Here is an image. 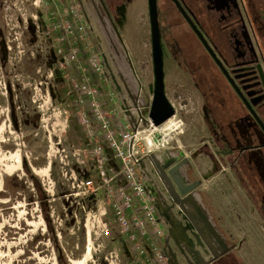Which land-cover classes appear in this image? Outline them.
<instances>
[{"label": "rangeland", "instance_id": "rangeland-1", "mask_svg": "<svg viewBox=\"0 0 264 264\" xmlns=\"http://www.w3.org/2000/svg\"><path fill=\"white\" fill-rule=\"evenodd\" d=\"M120 12L128 14L119 24L122 43L112 35L111 26L115 22L118 27ZM149 19L147 0H135L129 8L120 4L119 9L103 0H0V44L8 61L3 67L0 52V264H62L60 253L64 264H264V148H255L264 144V138L258 134L245 140L248 147L242 153L214 133L193 134L195 125L201 127L200 109L210 121L225 113L227 126L234 115L239 124L236 116H242L244 107L238 94L227 88L214 89L217 93L202 108L191 92L174 98L176 76L171 67L166 84L177 110L171 118L177 129L163 135L160 126L150 124L155 76ZM69 24L75 31L67 37ZM74 50L79 57L71 59ZM84 75L115 129L140 130L143 138L154 137L161 145L149 156L158 155L164 162L169 156L167 161L174 159L164 167L168 174L184 159L189 161L187 174L203 177L196 185L202 184L205 215L198 220L194 216L193 221L202 227L211 225L221 235L200 244L193 239L194 228L179 226L173 232L156 205L159 224L141 229L142 242H128L121 234L110 199V195L117 198L124 183L123 176H114L120 172L119 163L108 151L106 170L113 180L106 182L96 169L93 140L79 121L80 110L90 101L72 91V79L84 82ZM218 97L223 99L217 101ZM93 127L102 139L95 120ZM140 145L147 150L144 141ZM114 160L118 169L110 164ZM26 163L46 189L50 223L40 204L29 201L37 190ZM143 172L149 173L137 170L140 178ZM214 197H219L220 208ZM193 206L184 208L196 212ZM133 210L144 217L142 210ZM203 249L209 253L205 259L192 258V253Z\"/></svg>", "mask_w": 264, "mask_h": 264}, {"label": "flooded vegetation", "instance_id": "flooded-vegetation-1", "mask_svg": "<svg viewBox=\"0 0 264 264\" xmlns=\"http://www.w3.org/2000/svg\"><path fill=\"white\" fill-rule=\"evenodd\" d=\"M103 1L108 7L118 9L120 4L129 8L131 3L135 2V0ZM147 2L149 9V0ZM157 10L167 98L173 105L166 84L169 67L172 68V75L176 76L173 82L174 98L182 99L191 92L199 97L202 108L204 102L213 96L212 93H217L213 91L214 89L219 91L221 88H227L237 93L244 107L242 116H236L239 124H236L234 115L233 120L224 126L223 123L229 119L225 113L210 121L200 109L201 127L195 125L193 134L201 136L206 132L210 135L214 133L213 136L216 135L218 140L230 149H242L243 153L248 147L244 145L245 140L254 139L258 134L264 138V0H157ZM120 14L122 18L117 21L118 27L115 22H111V26L114 27L112 35L122 43V30L119 24L128 14L124 15L121 12ZM109 16L112 18L110 12ZM149 34L153 56L150 19ZM201 90L207 91L204 94ZM222 99L218 97L217 101ZM185 100L189 99H183ZM175 111L177 113L176 109ZM202 147L208 146L204 144ZM255 148H264V144ZM148 159L150 167L147 176L151 179L150 191L156 200L157 208L165 213L171 223V229L173 226L195 228L194 214L191 211L189 213L184 207L193 203L196 205L193 207L201 211L194 194L202 196V192H199L202 191V184L196 185V182L201 181L203 177L194 179L196 177L194 172L193 178L187 174L185 168L189 161L184 159L178 161L172 168L175 169V177H171L164 168L174 159L168 161L165 159L164 162L158 155L150 156ZM182 189L190 191L183 195ZM175 221L182 223L178 224ZM198 234L193 239L200 243L203 238Z\"/></svg>", "mask_w": 264, "mask_h": 264}, {"label": "built area", "instance_id": "built-area-1", "mask_svg": "<svg viewBox=\"0 0 264 264\" xmlns=\"http://www.w3.org/2000/svg\"><path fill=\"white\" fill-rule=\"evenodd\" d=\"M65 30V34L68 37L70 33L75 31V28L73 29V25L69 24L68 28H65ZM76 30L80 33L79 27L76 28ZM72 52L73 56H71V59L79 57L77 50ZM95 62L99 64V62ZM100 70L101 68L96 72ZM84 79H86V81L79 82L73 78L71 85L72 91L75 90L80 92V94L86 96L90 101V106L88 108L83 106L80 110L79 121L86 129L88 136L93 140L94 148H92L91 151L96 159V169L106 182L113 180L112 177L108 178L111 173L106 170L110 161L108 151H112L113 158L119 163L120 170V172L114 176H123L120 178L124 183L119 185L120 188L117 192V198L110 195V199L113 202L112 207L114 210L115 223L119 226L121 234L126 236L128 242L129 240H140L142 242L143 238L141 234L144 235V233L141 229L145 228L146 224L154 226L159 224L156 212L157 208L152 201L151 191L141 180L142 176L140 178V174L137 173V170H141L142 162L150 157L149 155L154 151V148H157L156 142L154 141L155 139H153L154 137L150 140L148 138H143L140 130L132 131L129 128L125 130L115 129L110 119V114L101 106L102 103L96 96L97 92L91 86L86 75H84ZM78 102L83 103L81 96H79ZM94 120L101 128L103 133L102 139H99V131L93 127ZM141 141L145 142L147 150L141 149ZM87 185L91 186L92 181H88ZM134 198L138 200V204L135 203L136 200ZM133 209H137L138 211L142 210V212H144V217L139 218ZM106 234L110 235L109 230L106 231ZM136 249H139V247ZM159 258H161V256H159Z\"/></svg>", "mask_w": 264, "mask_h": 264}, {"label": "water", "instance_id": "water-1", "mask_svg": "<svg viewBox=\"0 0 264 264\" xmlns=\"http://www.w3.org/2000/svg\"><path fill=\"white\" fill-rule=\"evenodd\" d=\"M149 14L152 25L153 65L155 76L153 98L151 102L149 118L153 125L161 126L162 124L170 120L172 117H174L176 111L169 99L167 98L165 92L164 59L159 31L157 0H149ZM174 172L175 169L170 170L169 175L171 177H175ZM178 184L180 187H182L179 182ZM189 191V189H182L181 193L185 195Z\"/></svg>", "mask_w": 264, "mask_h": 264}, {"label": "crops", "instance_id": "crops-1", "mask_svg": "<svg viewBox=\"0 0 264 264\" xmlns=\"http://www.w3.org/2000/svg\"><path fill=\"white\" fill-rule=\"evenodd\" d=\"M122 89H124V88H122ZM138 95H139V90H138ZM153 98V97H152ZM119 101H122V99H121V97L118 99ZM112 105V104H111ZM114 106H115V103H114ZM99 134H101L100 132H99ZM149 159H147V160H144L143 162H142V165H141V170H144V171H147L148 169H149V166H148V161ZM114 166V165H113ZM114 167H116V168H118L117 166H114ZM147 172H143L142 173V179L144 180V183L147 185V187H148V189H150V186H151V182H150V180L151 179H149V177L147 176ZM147 178L149 179V180H147ZM151 197H152V201H153V203L155 204V198H153V196H152V194H151ZM199 197V198H198ZM198 197H197V199H196V201H197V204H198V207H200V209H201V211H197V209L195 208V207H193L195 210H196V212L193 210V211H191V213H193L194 214V216L197 218V220L198 219H201L204 215H205V211L203 210V208H202V204H201V202H202V199L200 198V195H198ZM203 197H205V196H203ZM217 198H219V197H217ZM217 198L216 197H214L213 198V200H214V202H216V204L218 205L219 204V202H218V200H217ZM220 198H226V196L225 195H222V196H220ZM156 205V204H155ZM219 206V205H218ZM219 208H220V206H219ZM159 212L160 213H162V210L160 209L159 210ZM215 218H217L216 216H214ZM213 216H212V218H213V220L215 221L216 219L214 218ZM209 220V219H208ZM175 222H177V221H175ZM174 222V223H175ZM178 223V222H177ZM180 223H182V222H179L178 224H180ZM179 227V226H178ZM177 229H179V228H175L174 226H173V232H175ZM195 232H196V234L197 233H199L198 234V236H200L201 238H203L202 239V242L200 241V244H205L206 243V241H208L207 239H209L210 241H211V239L212 238H214L216 235H221L219 232L218 233H215L214 231H212L211 230V225H208V226H201V224L200 223H196V225H195ZM216 231H218V230H216ZM164 240V239H163ZM163 240L161 241L162 243H163ZM208 243H210V242H208ZM173 244H175V242H173ZM219 250L218 249H216V252H218ZM199 253H192V258L193 259H199V260H203V259H205V257L209 254V253H207L206 252V250L205 249H203V250H199L198 251ZM211 254H213V253H211ZM152 256H153V254H152Z\"/></svg>", "mask_w": 264, "mask_h": 264}, {"label": "trees", "instance_id": "trees-1", "mask_svg": "<svg viewBox=\"0 0 264 264\" xmlns=\"http://www.w3.org/2000/svg\"><path fill=\"white\" fill-rule=\"evenodd\" d=\"M0 52H1L2 57H3V60H2L3 67H6L8 65V61H7V58H6V55H5V47H3L1 44H0ZM55 73H57V72H55ZM58 73H57V76L60 75ZM13 121L15 122V126L18 127L19 126L18 118L15 116V114H14ZM24 123H25V120H24ZM24 127H26V128L28 127L27 122L24 124ZM116 163L117 162H115V160H114V162H110L111 166H113V165L117 166ZM25 168H26V171L28 173V176L30 177V179H32L33 184H34V186H35V188L37 190V194H35L34 196H31L29 198L30 199L29 201H36V202H38L40 204V207H41V210H42L41 212H42V215H43L45 221L50 223L51 222L50 211L47 208V205H49V207H50V204H49L48 195L46 193V189L43 187V183L37 178V176L34 174V172L27 165V163H26V167ZM16 183H18V182H16ZM22 183H24V182L22 181ZM22 183H20V184H22ZM22 186L25 187L24 184ZM50 229L53 231L52 227H50ZM59 259L62 262V264H64L63 255L61 253L59 255Z\"/></svg>", "mask_w": 264, "mask_h": 264}, {"label": "bare ground", "instance_id": "bare-ground-1", "mask_svg": "<svg viewBox=\"0 0 264 264\" xmlns=\"http://www.w3.org/2000/svg\"><path fill=\"white\" fill-rule=\"evenodd\" d=\"M160 130H158L160 132V134L162 133L163 135H168L169 133H171L172 131L176 130V123L173 121V119L168 120L167 122H165L164 124H162L159 127ZM150 140V139H149ZM161 144H156L157 147L160 148Z\"/></svg>", "mask_w": 264, "mask_h": 264}]
</instances>
